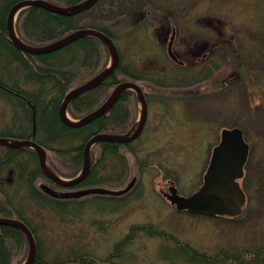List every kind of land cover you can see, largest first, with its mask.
Instances as JSON below:
<instances>
[{"label":"rangeland","instance_id":"rangeland-1","mask_svg":"<svg viewBox=\"0 0 264 264\" xmlns=\"http://www.w3.org/2000/svg\"><path fill=\"white\" fill-rule=\"evenodd\" d=\"M147 2L153 6L145 8L146 18L141 25H137L140 18L135 21L132 17L126 19L123 13L119 20L111 21L112 24L119 21L111 32L120 63L131 66L133 73L140 76L136 80L147 94L148 115L140 136L129 147L122 149L120 182L100 186L116 190L123 188L132 178L136 179V185L111 207L101 205L111 201L86 196L77 202L72 201L67 211L55 207L54 212L40 207L32 196L28 209L34 217L32 227L41 238L50 260L58 257L66 261L72 255L83 253L101 263L104 258L111 257L114 246L136 224H150L178 242L190 244L208 254L227 246L264 250V37H259L264 36V14L259 16L264 6L260 2L264 3V0ZM154 10L158 11L155 13ZM160 12L168 14L176 25L175 50L192 68L190 76L184 70L178 71L166 54L164 38L170 36L171 28L167 19L158 15ZM208 12L216 14L220 21L230 22V25L226 23V28L222 21L224 24L219 28L224 31L225 37L223 44L214 43L216 50L208 46L213 38L212 32L217 33L214 28L207 29L206 20H216ZM245 23L250 24L249 28H242ZM13 31L16 32L15 26ZM230 34L234 44L229 40ZM185 35L190 36L187 41L182 39ZM196 37L204 41L194 39ZM181 40L182 45L179 43ZM0 48L3 49L2 44ZM204 52H208L207 58L197 61ZM104 56L107 64L112 62V56L109 57L107 52ZM151 69L162 73L158 76L161 81H165L163 77L167 76L171 79L167 77L165 85L156 83L154 79L145 80ZM13 70L16 71L14 65L8 69L11 78ZM155 70L151 71L157 72ZM199 73L203 77L207 73L209 75L207 78L195 77ZM83 74L84 70L77 80L82 79ZM123 104L128 107V122L121 130L125 134L136 127L141 107L130 94L124 98ZM18 119V114L7 110L0 102V134L8 133ZM237 125L243 129L251 146L245 179L250 199L243 215L238 220L223 221L177 212L160 197L159 190L167 187L169 181L183 195L196 190L202 183L220 130ZM131 133L123 137H129ZM98 152L94 146L92 159L97 157ZM31 158L30 155L29 158L23 157L22 162ZM117 163V160H108L107 156L102 159L105 166ZM61 168L68 173L67 177L75 174H71V168ZM4 178H9V175L6 173ZM46 181L44 179L38 184ZM137 235L131 244L120 245V258L109 259L112 264H182L162 258L161 248H166L164 239ZM26 256L27 247L20 248L11 258V264L22 263Z\"/></svg>","mask_w":264,"mask_h":264},{"label":"trees","instance_id":"trees-1","mask_svg":"<svg viewBox=\"0 0 264 264\" xmlns=\"http://www.w3.org/2000/svg\"><path fill=\"white\" fill-rule=\"evenodd\" d=\"M19 0H0V100H4L9 109L13 110L14 114H25L30 119L34 113L36 116V125L38 134L34 139L38 144L43 146L51 155H48V164L51 169L55 170L59 175L67 177L68 173L61 170L63 168H71L73 173L82 165V156L84 143L86 140L97 132H104L110 134H121V130L125 128L128 122V113L123 107L122 102L127 96L133 95L132 92H125L117 103L112 107L107 114L102 115L92 123L78 128H70L63 125L58 116V108L68 92L73 86L75 79L73 73L76 68V60L79 61V55L74 59L73 53H80L84 58L91 57L96 66L104 64L106 60L104 56V46L93 37L81 38L70 45L64 47L61 51H55L44 55H25L17 50L10 42L6 27V18L9 8ZM55 5H72L82 2L83 0H46ZM115 1V0H114ZM111 0H99L91 9L84 11L81 15L61 16L57 13H52L39 7H29L22 10L18 14L16 21V30L19 37L30 45H45L57 38L62 37L71 30L80 28L79 19L84 14L87 15L85 27L98 29L110 37L111 34L106 26L100 27L99 21L106 15L108 18H113L117 14L116 9L112 6L116 3ZM262 2H260L261 5ZM146 5L153 6L147 0H125L119 8L124 15H133V13L141 11ZM216 6V4H214ZM115 11V12H114ZM113 12V14H111ZM118 15V14H117ZM103 18V19H104ZM226 19V18H225ZM84 21V20H82ZM110 23V22H109ZM242 28L248 27L241 25ZM120 61L111 74L110 80L102 83L89 93L77 97L72 100L67 108V112L73 119H79L84 115L92 112L100 106L104 100L111 93V90L118 84V75L121 73ZM16 66V71L13 70V78L9 76L8 69ZM19 71L21 74H19ZM10 78V79H8ZM131 79H138V75L133 74ZM12 79V80H11ZM145 80H153V75L149 74L144 77ZM158 81V80H157ZM120 107H122L120 112ZM21 112H14V111ZM0 136L11 137L10 133L3 132ZM16 137V136H15ZM30 136L24 134L18 138H29ZM123 146L110 142H100L96 144L98 148V155L93 159L94 164L91 167L90 173L79 184V186H90L97 184H111L115 181L118 183L120 178V159H122ZM30 160L22 162V158H29ZM117 160V165L109 166L102 165L104 157ZM94 157V156H93ZM36 154L30 148H7L0 146V214L4 216L16 215L22 219L31 229L36 241V255L32 264H61L63 262H79L82 264H112L109 259L120 258V245L126 246L131 244L133 239L138 234H144L150 237L157 236L166 242L168 255L163 256L165 261L179 262L182 264H258L264 263V250L261 248L250 247L239 249L226 248L213 254H208L193 248L189 244L176 242L175 247L167 249L168 244L173 240V237L166 232L157 229L150 224H138L130 227L129 233L119 240L118 244L114 246L111 252V257L104 258L101 263L89 258L86 254L72 255L66 261L53 257L51 260L47 250L43 247L41 239L36 235L32 225L25 220L24 213L20 209L15 208L16 202H27V211L30 208L31 197L36 198L35 203L44 204L43 208H48L55 212V207L67 211L72 201L54 199L42 193L35 184L27 181L21 182L24 174L30 171L31 167L34 171H39L36 163ZM60 165V167L58 166ZM61 168V169H60ZM9 175L12 183L3 186L2 177L5 174ZM109 173V177L107 174ZM111 181V182H110ZM113 181V182H112ZM95 198H104L110 203L103 206L111 207L115 205V200L120 198H110L96 196ZM114 201V202H113ZM11 206L7 208L6 206ZM5 234L13 237L20 234L11 228H1L0 234ZM21 235V234H20ZM169 242V243H167ZM6 243V244H5ZM43 245V246H42ZM0 254L9 256L7 249V242L0 238ZM249 256V257H248ZM8 260L11 262L9 256ZM238 261V262H236ZM239 261H245L240 263ZM117 264L116 262H113ZM171 264V263H170Z\"/></svg>","mask_w":264,"mask_h":264},{"label":"water","instance_id":"water-1","mask_svg":"<svg viewBox=\"0 0 264 264\" xmlns=\"http://www.w3.org/2000/svg\"><path fill=\"white\" fill-rule=\"evenodd\" d=\"M98 0H85L84 2L76 5L69 6L67 8L53 5L46 2L45 0H20L12 5L8 11L6 27L10 40L15 48L27 53L41 55L56 51L62 47L68 45L74 41L77 37L88 35L94 36L100 39L105 45H107L109 51L111 52L113 61L110 66L105 68L101 73L95 76L92 80L81 85L77 88L72 89L68 92L58 109V114L61 122L68 127H81L86 125L98 117L105 114L110 110L116 101L119 99L121 93L126 89L134 90L137 93L138 100L140 102L142 112L141 120L138 124L137 129L129 137H123L120 135H112L106 133H100L93 135L85 144L84 147V158L81 172L72 180H62L55 177L45 166V152L42 147L31 140H10L8 138L0 137V145L10 148L18 147H30L34 149L38 155L40 165L44 174L50 178L52 181L59 185L69 187L73 186L80 181H82L89 172L88 157L90 147L97 142H116V143H128L137 138L144 126L147 117V105L141 88L130 81L122 82L118 84L112 91L109 98L94 112L86 115L78 122H72L66 116V108L70 101L80 95V93L92 89L102 82L103 79L108 77L116 68L119 56L117 50L112 43V41L104 34L91 29H80L70 33L69 35L53 41L45 46L41 47H31L24 44L19 38L16 37L13 31L14 17L23 9L35 6L52 13L57 14H72L81 11H85L92 7ZM172 42L168 43L167 53L169 57L176 61L175 56L171 50ZM248 155V145L244 142L242 138V132L238 128L223 129L221 131L220 143L215 146L212 150V156L204 175V182L202 186L195 193L188 197L179 196L176 193V189L170 188V194L167 195V199L171 204L175 205L176 209L186 210L189 213L197 215H228L234 216L240 213L241 206L244 204L245 196L242 189L239 187V183L236 181L237 178L241 177L243 174V166L245 164ZM135 179L131 180L127 186L122 190L112 191L105 188L95 187L83 189L76 192L65 193L62 196L66 198H77L90 194H107V195H122L126 193L134 184ZM0 224H8L13 227L21 229L26 237L29 239L30 252L25 264H32L36 248L33 236L30 230L23 224L15 220H4L0 219ZM67 264H78V263H67Z\"/></svg>","mask_w":264,"mask_h":264},{"label":"bare ground","instance_id":"bare-ground-1","mask_svg":"<svg viewBox=\"0 0 264 264\" xmlns=\"http://www.w3.org/2000/svg\"><path fill=\"white\" fill-rule=\"evenodd\" d=\"M111 1H114V0H111ZM115 3H116V5H113L112 7L113 8H115L116 9V12H117V14H115L114 15V17L113 18H108V16L109 15H106L105 16V18L103 19L102 18V20L101 21H99V26L102 28V27H104V26H106V28H108V31L110 32V34H111V36L112 37H110L108 34H106V33H104V32H102V31H100V30H98V29H95V28H89V27H85V25L84 24H86V20L88 19V17H87V15L86 14H84V17L83 16H81L80 17V19H79V22L81 21V23H80V28H77V29H74V30H71L70 32H67L65 35H63L62 37H60V38H57V39H55L54 41H56V40H59V39H61V38H63V37H65V36H67V35H69L70 33H72V32H74V31H77V30H80V29H91V30H96V31H98V32H100V33H102V34H104L105 36H107L111 41H112V43L114 44V46L116 47V45H115V42H114V34H113V32H111V30H113V27L114 26H116L115 24H112L111 23V21H114V20H119V18H120V14H122V11H121V8H119L120 6H121V4H123V3H121L120 2V0H115L114 1ZM261 5H264V3L262 2L261 3ZM58 6H60V7H64V8H67V7H69V6H66V5H59L58 4ZM148 6H150V5H146L141 11H139V12H136V13H133V15H127V17H126V19H128L129 17H132V19H134V21H135V19H137V18H139V17H146V15L144 16V13H146V11H145V8L146 7H148ZM155 8V7H154ZM158 9V8H157ZM156 11H158V10H154L153 12H155L156 13ZM115 12V11H114ZM147 13L148 14H150L151 13V11H147ZM81 14H83V11H81V12H77V13H72V14H68V15H65V14H59V15H61V16H70V15H75V16H77V15H81ZM111 14H113V12L111 13ZM260 14H264V6H262V11L259 13V16H260ZM158 15H161L162 16V18H164V19H166L167 18V16H168V14H165V13H161L160 12V14H158ZM123 16H126V15H123ZM82 20H84V21H82ZM110 22V23H109ZM174 23V22H173ZM175 24V23H174ZM176 26V25H175ZM263 27H264V23H263ZM177 29V28H176ZM114 31V30H113ZM85 37H93V38H95V39H97L98 41H100V43L104 46V48H105V50H106V52H107V54H108V56L110 57V56H112L111 55V52L109 51V49H108V47H107V45H105V43H103L100 39H98V38H96V37H94V36H88V35H84V36H80V37H77L74 41H72L71 43H73V42H75V41H77V40H79V39H81V38H85ZM71 43H69L68 45H70ZM68 45H66V46H68ZM66 46H64V47H66ZM64 47H62L61 49H58V50H56V52L57 51H61L62 49H64ZM53 52H55V51H53ZM21 53H23V54H25V55H32V56H37V55H35V54H27V53H24V52H21ZM82 51H81V54L79 53H73L72 55V58H76L78 55H79V57H80V60L79 61H77L76 59V63H77V65H76V68H75V70H74V75H73V78L75 79V82L73 83V85L75 86V87H72L68 92H70L72 89H74V88H77V87H79V86H81V85H84L85 83H87V82H89L90 80H92L95 76H97L99 73H101L105 68H107L108 66H110L111 65V63H109V64H107L106 63V65L103 67V65L104 64H101V65H98V66H96L95 64H94V61H93V59H91V57H88V58H84L83 56H82ZM236 56H234L233 58H235ZM121 66H122V69H121V73H120V75H118L117 77H118V84H120V83H122V82H126V80H128V79H130L129 77H131V75H133L134 73H133V70H132V68H131V66H129V65H124V64H120V68H121ZM82 70H84L85 71V75L83 74V77H82V79H79V80H77V78H78V75L80 74V72H82ZM115 71V70H114ZM113 71V72H114ZM112 72V73H113ZM111 73V74H112ZM111 74L108 76V77H106L105 79H103L102 80V82L100 83V84H98L97 86H95L94 88H92V89H88V90H86V91H84V92H82V93H80V95H78L77 97H80V96H83V95H85V94H87V93H89L90 91H92V90H94L96 87H98L99 85H101L102 83H106L107 81H109L110 79V77H111ZM190 74V72L188 71V76H190L189 75ZM86 78V79H85ZM165 83H167L166 81H161L159 84L160 85H165ZM188 83V82H187ZM117 84V85H118ZM72 85V86H73ZM116 85V86H117ZM115 86V87H116ZM168 87H169V83H168V85H167ZM112 91H113V89L111 90V93H112ZM129 91V89H126V90H124L122 93H121V95H120V97L125 93V92H128ZM68 92H66V94L68 93ZM111 93L108 95V97L104 100V102L109 98V96L111 95ZM65 94V95H66ZM77 97H75V98H77ZM120 97H119V99H120ZM74 98V99H75ZM74 99H72V100H74ZM118 99V100H119ZM71 100V101H72ZM118 100L116 101V103L118 102ZM70 101V102H71ZM0 102L1 103H3V105L7 108V110H10L9 109V105L4 101V100H0ZM103 102V103H104ZM103 103L101 104V105H103ZM100 105V106H101ZM100 106H98L96 109H98ZM123 107H124V104H123ZM259 107V106H258ZM127 110H128V107L126 106L125 107ZM255 108H256V106H255ZM96 109H94L92 112H94ZM253 111V110H252ZM108 113V111L105 113V114H107ZM105 114H103V115H105ZM101 117V116H100ZM61 121V120H60ZM62 123V122H61ZM63 124V123H62ZM64 125V124H63ZM66 126V125H65ZM8 133H10L11 135H12V138L11 137H9L11 140H14V141H17V140H31V141H33V142H35L36 144H38L34 139L36 138V135L38 134V130H37V125H36V116H35V114L33 113L32 114V116H31V119H30V124H29V121H28V117H27V115H25V114H21L20 115V118L18 119V121L14 124V126L11 128V130H8ZM24 134H26V135H28V136H30L29 138H18V136H23ZM16 136V137H15ZM104 142H110V141H104ZM110 143H114V142H110ZM116 143V142H115ZM116 144H120V145H129L130 146V144H127V143H116ZM40 147H42L43 149H44V152H45V166H46V168L48 169V150H46L43 146H41L40 144H38ZM1 146V145H0ZM129 146H127V147H129ZM30 148V147H29ZM123 148H126V146H123ZM122 148V149H123ZM31 150H33L34 152H35V154H36V159H37V161H36V163H37V165H35V164H33V166H37V168H38V170L39 171H34L33 172V169H32V167H31V169H30V171H28V172H26L25 174H24V177L22 178V180H21V182L23 183V182H26L27 183V181H30V182H32V184H35L36 186H37V188L42 192V193H44V194H46V195H48L49 197H51V198H54V199H61V200H64V199H68V198H66V197H63L62 195L63 194H65V193H69L70 192V189L68 188V187H65V186H62V185H59V184H57L56 182H54V181H52L50 178H48L45 174H44V172L42 171L43 169H42V167H41V165H40V162H39V159H38V155H37V153H36V151L34 150V149H32V148H30ZM122 149H121V151H122ZM83 158H84V155L82 156ZM82 158V159H83ZM49 170V169H48ZM77 174H78V172L77 173H75L72 177L74 178V177H76L77 176ZM55 177H57L58 179H61V177H60V175L59 174H53ZM5 176V175H4ZM4 176L2 177V183H3V186L5 187V185L6 184H8V183H12L11 182V179L10 178H4ZM44 179L46 180L47 179V181H46V183H44V184H42V183H39L38 184V182H43L44 181ZM3 195L2 194H0V197H2ZM4 198V197H3ZM3 198H0V199H3ZM18 202H16L15 201V203H14V205H15V208H17V209H20V211L22 212V213H24V216H25V220L26 221H28L31 225H32V223H33V220H34V217L27 211V207H26V204H29V203H24V204H22V202H19V204H17ZM97 204V203H96ZM72 205V204H71ZM102 206L104 205V204H101ZM6 206V205H5ZM7 208H11V206L9 205V206H6ZM40 207H43V206H40ZM106 207V206H105ZM0 219H4V220H15V221H18L19 223H21V224H23V225H25L29 230H30V232H31V234H32V231H31V229L29 228V226L26 224V222H24L22 219H20V218H18L16 215H12V216H4V215H2V214H0ZM1 228H11V229H14V230H16L17 232H19L20 234H18V235H14L13 237H11V236H9V235H7V234H5L4 232H2L1 234H0V238L2 239V240H4V242H7V249H8V252H9V256H10V258H12L13 257V255L20 249V248H26L27 247V256H28V254H29V252H30V245H29V239L26 237V235H25V233L21 230V229H19V228H16V227H13V226H11V225H8V224H0V230H1ZM40 238V237H39ZM41 239V238H40ZM176 242L178 243V241L177 240H175V238H173V240L168 244V247H167V249H170V248H173V247H175V244H176ZM6 244V243H5ZM239 246H227V247H225V248H220V250L219 251H221L222 249H226V248H233V249H239V248H241V247H239ZM162 253H161V255H162V258L164 259V257L163 256H167L168 255V253H167V250H163L162 249V251H161ZM9 256H5V255H2V254H0V264H8L9 263V260H8V258H9ZM26 256V257H27ZM163 259H161V260H163ZM12 262V261H11ZM11 262L9 263V264H11ZM236 262H238V261H236ZM240 263H242V262H245V261H239ZM225 264H229V262L228 263H225Z\"/></svg>","mask_w":264,"mask_h":264},{"label":"flooded vegetation","instance_id":"flooded-vegetation-1","mask_svg":"<svg viewBox=\"0 0 264 264\" xmlns=\"http://www.w3.org/2000/svg\"><path fill=\"white\" fill-rule=\"evenodd\" d=\"M140 18V17H139ZM143 19H144V17H142L141 18V20L140 21H138L139 23H141L142 21H143ZM216 19V18H215ZM119 22V21H118ZM117 22V23H118ZM138 22H137V24H138ZM167 23L170 25V28H171V31H170V36H168L167 38L165 37L164 38V43L165 44H167L169 41H171L172 42V50H173V53L175 54V56H176V58L179 60V61H181V62H183V64H176L175 63V65H178V66H180V67H189V66H187L188 65V63H186V61L185 60H183L182 58H180L179 57V55H178V53L176 52V50H175V44H176V41H177V29H176V26H175V24L173 23V21H172V19L171 18H168L167 19ZM206 24H207V26H208V28L207 29H209V30H211V28H214V29H216V32L217 33H213L212 32V36H213V38H212V40H211V42H209L208 43V46L212 49V50H216V49H214V46L213 45H215L214 43H221V44H223V39H224V37H225V35H224V31H221L220 30V22H219V20H212V19H207L206 20ZM134 28V27H133ZM188 37H190V36H187V35H185L182 39H184L185 41H187L188 40ZM191 38H193V37H191ZM194 39H197V40H200V41H204L203 39H201V38H199V37H196V38H194ZM234 38H232V36H231V34H230V37H229V40L231 41V44H234L233 43V40ZM163 43V44H164ZM181 45L183 44V40H181L180 42H179ZM193 52V51H192ZM194 53V52H193ZM207 56H208V52H204L202 55H201V57H199L198 59H197V61H200L201 59H205V58H207ZM261 61H262V59H260ZM151 70H155V69H151ZM160 70V69H159ZM155 71H158V69L157 70H155ZM141 84V83H140ZM146 99H147V94H146ZM257 107V106H256ZM93 165V164H92ZM246 168V167H245ZM86 178V177H85ZM172 185V182L171 181H169V183H168V185H167V187H165V188H162V189H160L159 190V195L161 196V198L163 199V200H165V198L166 197H164L163 195H162V193L164 192V193H167L168 192V189H169V187ZM164 197V198H163ZM166 201V200H165ZM215 219H217V220H223V221H225V220H232V218H229V217H219V216H216V217H214ZM9 263H10V261H9ZM8 263V264H9Z\"/></svg>","mask_w":264,"mask_h":264}]
</instances>
